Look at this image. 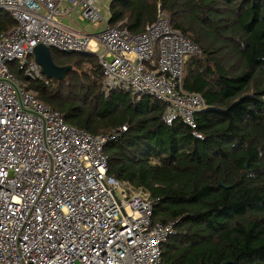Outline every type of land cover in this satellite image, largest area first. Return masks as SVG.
Returning <instances> with one entry per match:
<instances>
[{"label": "trees", "instance_id": "16d2710c", "mask_svg": "<svg viewBox=\"0 0 264 264\" xmlns=\"http://www.w3.org/2000/svg\"><path fill=\"white\" fill-rule=\"evenodd\" d=\"M158 11L200 51L182 81L204 103L195 128L154 98L104 97L95 55L50 48L70 70L24 85L71 127L126 128L103 149L107 176L144 188L153 223L174 224L162 264H264V0H111L107 25L138 35ZM14 26L0 11V35Z\"/></svg>", "mask_w": 264, "mask_h": 264}, {"label": "built area", "instance_id": "2783aa9c", "mask_svg": "<svg viewBox=\"0 0 264 264\" xmlns=\"http://www.w3.org/2000/svg\"><path fill=\"white\" fill-rule=\"evenodd\" d=\"M63 2L88 22L103 20L96 0H0L15 22L0 35V264H162L174 224L153 223L156 201L144 188L107 176L103 149L126 128L93 136L67 125L8 65L37 81L41 67L29 61L37 45L95 55L104 97L154 98L195 128L204 103L182 81L200 51L160 11L138 35L120 25L80 34L58 22Z\"/></svg>", "mask_w": 264, "mask_h": 264}, {"label": "crops", "instance_id": "0c3cea01", "mask_svg": "<svg viewBox=\"0 0 264 264\" xmlns=\"http://www.w3.org/2000/svg\"><path fill=\"white\" fill-rule=\"evenodd\" d=\"M111 0H96L98 11L101 13L103 20L101 22L92 23L84 20L80 11L70 6L67 2H63L62 9L67 11L66 14L60 16L58 22L65 28L80 34L95 36L108 26L109 20V4ZM34 59V57H31Z\"/></svg>", "mask_w": 264, "mask_h": 264}, {"label": "water", "instance_id": "95a60500", "mask_svg": "<svg viewBox=\"0 0 264 264\" xmlns=\"http://www.w3.org/2000/svg\"><path fill=\"white\" fill-rule=\"evenodd\" d=\"M33 57L35 62L41 67L43 76L48 80H62L70 70V67L55 66L51 59L50 50L46 46L37 45L33 49Z\"/></svg>", "mask_w": 264, "mask_h": 264}, {"label": "rangeland", "instance_id": "374dc122", "mask_svg": "<svg viewBox=\"0 0 264 264\" xmlns=\"http://www.w3.org/2000/svg\"><path fill=\"white\" fill-rule=\"evenodd\" d=\"M9 70L10 72L23 84H25L26 82L30 81V82H34L31 81L30 79H27L26 77H24L22 75V73L20 72V68L18 66L17 63H11L9 64ZM35 94V93H34Z\"/></svg>", "mask_w": 264, "mask_h": 264}, {"label": "bare ground", "instance_id": "6f19581e", "mask_svg": "<svg viewBox=\"0 0 264 264\" xmlns=\"http://www.w3.org/2000/svg\"><path fill=\"white\" fill-rule=\"evenodd\" d=\"M151 98V97H150Z\"/></svg>", "mask_w": 264, "mask_h": 264}]
</instances>
